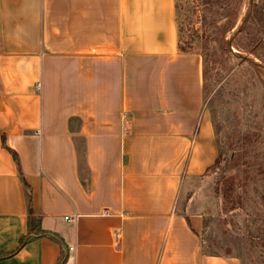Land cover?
Returning <instances> with one entry per match:
<instances>
[{
    "label": "crops",
    "instance_id": "obj_1",
    "mask_svg": "<svg viewBox=\"0 0 264 264\" xmlns=\"http://www.w3.org/2000/svg\"><path fill=\"white\" fill-rule=\"evenodd\" d=\"M174 6L0 0V264H240L179 207L219 147Z\"/></svg>",
    "mask_w": 264,
    "mask_h": 264
},
{
    "label": "rangeland",
    "instance_id": "obj_2",
    "mask_svg": "<svg viewBox=\"0 0 264 264\" xmlns=\"http://www.w3.org/2000/svg\"><path fill=\"white\" fill-rule=\"evenodd\" d=\"M179 46L203 59L219 159L179 207L203 215L205 250L264 264V0H175ZM81 147L83 142L79 140Z\"/></svg>",
    "mask_w": 264,
    "mask_h": 264
},
{
    "label": "trees",
    "instance_id": "obj_3",
    "mask_svg": "<svg viewBox=\"0 0 264 264\" xmlns=\"http://www.w3.org/2000/svg\"><path fill=\"white\" fill-rule=\"evenodd\" d=\"M79 140H80L79 138L75 137V143H77V149L79 150V153H80V152H83V151L79 147V142H78ZM12 153H13V156H14L15 160L17 161V155H16V153L13 152V151H12ZM83 155H84V153L81 154V157L79 159V166H81V167H83L85 165ZM218 159H219V156L216 159L215 163L218 161ZM23 183H24L25 190H26V195H27L29 229H28L27 235H25L24 237L20 238L17 247L10 254L15 253L23 245H25L32 238L31 234H34V233L35 234H38L39 232L42 231L40 229V227H39V219H38V217H35L33 215V211H32V208H31V191H30V186L25 181Z\"/></svg>",
    "mask_w": 264,
    "mask_h": 264
}]
</instances>
